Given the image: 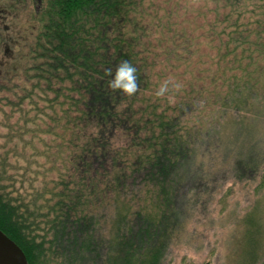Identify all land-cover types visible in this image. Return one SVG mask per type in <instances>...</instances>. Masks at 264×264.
Returning <instances> with one entry per match:
<instances>
[{"label":"trees","instance_id":"trees-1","mask_svg":"<svg viewBox=\"0 0 264 264\" xmlns=\"http://www.w3.org/2000/svg\"><path fill=\"white\" fill-rule=\"evenodd\" d=\"M261 196L264 0H0V230L28 264H190Z\"/></svg>","mask_w":264,"mask_h":264},{"label":"rangeland","instance_id":"rangeland-1","mask_svg":"<svg viewBox=\"0 0 264 264\" xmlns=\"http://www.w3.org/2000/svg\"><path fill=\"white\" fill-rule=\"evenodd\" d=\"M227 203L230 205V210H226L225 214L229 212L230 216L224 218L217 213L218 218L214 217L219 220V230L207 234L205 239L201 236V246L187 240L182 243L184 250L194 257L190 264H205V262L262 264L264 262V196L254 201ZM208 243L210 244L207 245Z\"/></svg>","mask_w":264,"mask_h":264},{"label":"clouds","instance_id":"clouds-1","mask_svg":"<svg viewBox=\"0 0 264 264\" xmlns=\"http://www.w3.org/2000/svg\"><path fill=\"white\" fill-rule=\"evenodd\" d=\"M110 74L108 86L113 90H119L121 93L131 96L139 88L137 67L127 59L120 60L115 69L107 70ZM167 82L162 83L157 89L156 95H163L167 90Z\"/></svg>","mask_w":264,"mask_h":264},{"label":"water","instance_id":"water-1","mask_svg":"<svg viewBox=\"0 0 264 264\" xmlns=\"http://www.w3.org/2000/svg\"><path fill=\"white\" fill-rule=\"evenodd\" d=\"M0 264H28L23 250L1 230Z\"/></svg>","mask_w":264,"mask_h":264}]
</instances>
